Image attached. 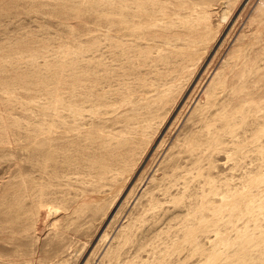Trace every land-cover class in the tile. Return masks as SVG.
Segmentation results:
<instances>
[{
  "label": "rangeland",
  "instance_id": "374dc122",
  "mask_svg": "<svg viewBox=\"0 0 264 264\" xmlns=\"http://www.w3.org/2000/svg\"><path fill=\"white\" fill-rule=\"evenodd\" d=\"M127 1L0 0V264H264V0Z\"/></svg>",
  "mask_w": 264,
  "mask_h": 264
},
{
  "label": "bare ground",
  "instance_id": "6f19581e",
  "mask_svg": "<svg viewBox=\"0 0 264 264\" xmlns=\"http://www.w3.org/2000/svg\"><path fill=\"white\" fill-rule=\"evenodd\" d=\"M247 0H243L242 1V4L244 3V2H246ZM128 3V1L127 0H125V2H123V3H120V13L121 12H123V11H125L126 9H127V7H126V4ZM223 4H224V1H220L219 3H218V5H217V7L219 8V9H222L223 8ZM216 6V5H215ZM246 6V5H245ZM141 5L139 6L138 4H137V7H136V9H137V11H139L140 13H141ZM217 8V9H218ZM213 9V8H212ZM217 9H215L216 11H218ZM221 11V10H220ZM209 12V11H208ZM118 23L120 24V23H124L122 20H120V21H118ZM41 215L42 216H44L45 214L44 213H41ZM42 218V217H41ZM45 218V217H44Z\"/></svg>",
  "mask_w": 264,
  "mask_h": 264
}]
</instances>
